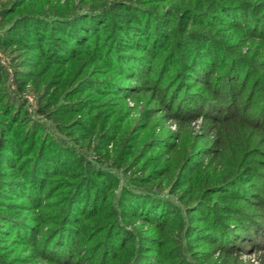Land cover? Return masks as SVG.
<instances>
[{
    "label": "trees",
    "instance_id": "obj_1",
    "mask_svg": "<svg viewBox=\"0 0 264 264\" xmlns=\"http://www.w3.org/2000/svg\"><path fill=\"white\" fill-rule=\"evenodd\" d=\"M160 1L150 0V5H145L142 0L105 1L101 7L92 5L84 14L76 8L54 9L44 0L40 7L18 13L5 34L23 48L32 50L33 57H41L45 61L43 68L47 66L46 70H57L50 79L34 82V88L40 98L39 113L54 118L61 131L63 123L56 116L68 108L75 110L76 104L78 109L82 108L80 104L87 109L92 108L84 114V119L75 118L76 127L90 125V136L98 130H106L124 116L123 104L118 101L128 85H123L124 80L135 91L143 88L134 82L136 79L153 90L160 71L154 68L157 62H161L157 60L162 59L165 64L162 70L165 72L168 70L166 63L169 66L177 64L179 70L176 72L181 70L179 74L182 73L186 84L184 98L189 103L186 102L185 109L191 114H203L206 120L212 122L209 126L217 134L208 146L188 137L177 149L176 156H183L181 161L178 157L170 159L165 168L171 192L180 200L184 212L169 197L150 195L137 187L125 186L121 194H115L118 183L111 173L99 169L56 136L53 137L40 122L34 121L29 133L34 136L41 133L43 140L36 146L38 157L31 181H22L19 177L8 179L0 171V264H11V252L2 244L14 240L19 246L23 244L30 249L36 258L51 264H179L174 262L175 258L183 246L190 255L185 245L186 241L190 244L194 237L199 243L213 239L214 243L210 244L213 249L219 242L220 246L231 245L218 251L222 258L229 256L227 253L235 250L237 245H243L244 238L251 237L249 223L245 226V236L231 234L224 237L225 231L214 229L217 222H210V217L207 219L203 215L208 212L211 215L216 207L222 209L223 202L234 203V198H245L248 203L253 200L264 210L261 191L264 171L252 167L253 163L262 165L264 160L261 157L264 151L255 149L254 145L258 138L264 137V70L254 55L237 54L229 47L237 38L248 40L261 37L264 40V0H168L165 8L160 7ZM215 10H220L222 15L213 13ZM213 30L219 33L220 39L213 36ZM3 37L5 35L0 37V41ZM115 48L118 49L115 57L119 61L116 64ZM129 49L137 51L128 52ZM33 57L26 56L23 65L32 64ZM220 69L227 75V96L231 94L236 98L228 102L229 110H225L223 102L215 100L212 106L207 101L211 99L206 94L220 93L212 83ZM33 76L35 73L30 70H16L13 77L18 91H23ZM5 77L6 73L0 66V86L4 84ZM55 81L60 88L53 89ZM191 87H196L197 91ZM105 89L117 95L107 96L109 93H105ZM166 106L170 104L167 102ZM25 108L24 98L14 96L5 87L0 88V116L13 119L19 112L18 119H21L11 123V129L3 133L5 121L0 117V125L3 126H0V156L10 162L13 155L18 154L15 135L18 132L25 135L27 131L23 127L28 119ZM182 111L179 106L176 118L185 123L187 114ZM20 121L23 122L18 127L19 131L14 126L20 125ZM89 132L81 133L88 135ZM156 140L160 142L159 137ZM190 144L191 149L188 150ZM228 147L231 155L226 154ZM188 151L194 155L183 160ZM200 152L210 158L203 162L193 160ZM55 173L60 175L59 179L53 177ZM243 180H247L246 186H254L257 190L244 188ZM63 188L68 191L63 193ZM70 190L71 194H68ZM92 192L99 198L94 197L90 204ZM237 192L240 197L235 194ZM5 195L11 199L6 201ZM216 195L220 201L215 198ZM17 196L24 199L12 201ZM58 197L61 200L57 199L60 203L53 213L44 215L40 211L42 204ZM61 204L63 207H58ZM97 204V211L90 209L88 212L89 206L94 208ZM35 207L39 211L27 219L10 214L12 208L29 213L34 212ZM74 211L86 218L100 214L92 223H81L79 220L76 225ZM203 220L209 227L201 225ZM138 221H141L140 225H136ZM102 232V238L95 241L97 245L84 244L88 235L93 238ZM46 233L43 242L42 236ZM181 233L185 237L184 243L176 239L179 235L181 237ZM52 240L54 245L51 246ZM154 240L158 242L154 243ZM98 245L101 248L100 257L95 252L99 249L96 248ZM86 249V252L92 253L78 259ZM184 264L199 263L191 261Z\"/></svg>",
    "mask_w": 264,
    "mask_h": 264
},
{
    "label": "rangeland",
    "instance_id": "obj_2",
    "mask_svg": "<svg viewBox=\"0 0 264 264\" xmlns=\"http://www.w3.org/2000/svg\"><path fill=\"white\" fill-rule=\"evenodd\" d=\"M105 1L111 0H45V3L46 5L50 4V7H53L54 9L76 8V11H80L82 13L84 12L85 14V11H88L92 5L98 4L101 7V4ZM142 1L146 3L145 5H150V0ZM231 1L234 0H230V2ZM43 2L44 0H0V37L5 35V37H3V39L0 41V66L3 69V72L6 73L5 82L4 84H2V86H0V88L5 87V89L14 96L18 98H24V103L26 105L25 110L28 114V119H26L27 121L25 120L23 126L27 129L25 135H20V132H18L17 136L15 135V139L17 141L16 151H18V154L13 155L12 162L8 161L7 158L4 159V157L0 156V171H2L3 177H7L8 179L19 177L18 179L26 182L31 181V179L33 178L32 171L35 168L34 166L37 162L38 157V148L36 146L37 144L40 145L42 143L43 135L40 133L39 135L34 136L33 133L31 134L29 132L32 127L31 122L38 121L45 127L46 131L50 132L53 137L56 136L60 142L65 143V145H67L69 148H73L75 152L80 153L85 159L89 160L92 164L99 167V169L111 173L114 180L118 183L116 189L114 190L115 194H121L125 186L137 187L138 189H143L144 191L149 192L150 195L169 197L177 205H179L182 208V212H184V207L181 205L180 200L175 194H172L171 192L172 190L168 178H166L168 174L165 168L166 166H168V163H170V159L178 157L179 161H181L183 156H176L178 155L177 149L186 142V139L188 137H191L193 140H198L200 145L204 144V146H208L216 139L217 134L215 130L212 131L211 126H209V124L211 125L212 122L209 119L206 120L203 114H191L188 109H185L186 107L184 105H186L187 101L184 98V88L186 84L184 83V79L181 76L182 73L179 74L181 70L179 72L177 71L178 74L176 72V70H179L178 65L175 64L173 66H169L168 63H166V68H168V70L167 72H165V70H162L163 65H165L164 62L162 61V59H158L157 61L161 62H157V64L154 65V68H158V70H162V72L158 71L156 75L157 83L155 84L157 86H154L155 88L153 90L147 88L145 82H141L140 84V82L136 79L134 82L138 83L140 85L139 87L143 88L141 89V91H135V88H130L129 82H127V80H124L123 85H128L122 93V97L118 98L120 99L118 101L123 104L121 105V108H124V116L123 118H118L114 122V124L106 128V130H98L96 134L90 136V125L83 124V127L81 128L76 127L77 121L75 120V118L83 117L84 119V116L86 115L85 113L87 111L90 112V110L92 109L91 107L87 109L86 106H81V104L80 107L82 108L78 109L76 108V104L74 108L75 110H73V108H68V110H62L60 114L56 116L63 123V131H61L57 128L54 118L39 113L38 108L40 104V98L36 93V86L34 83L37 82L38 79L42 80V82L50 79L53 75V72H57V70H46L47 66L43 68L45 61L41 60V57H33L34 52L32 50L23 48L20 44L15 43L12 37L9 38L10 35L8 37L6 36L7 34H5V32H7V29H10L12 27L18 13L30 10L31 8L34 9L35 7H40ZM168 3V0H161L160 7L165 8ZM213 13L218 16L222 15V12L220 10H215L213 11ZM212 34L218 39H220L221 37L220 35H218L219 33H215L214 30ZM231 43L232 44H229V47L232 52L237 54L254 55L253 57L256 60L260 61L259 65L261 69L264 70V40L261 37H256L255 39L248 40L244 38H237L236 40L233 39ZM117 51L118 49L114 50V57L116 56L115 54L117 53ZM135 51L137 50L129 49L128 52ZM26 56L33 57L32 64L23 65V59ZM203 58L206 59L205 57ZM114 63H119L117 57L114 58ZM18 69L30 70L31 72L35 73V76H33V78H29V82L25 86L23 91H18L16 80L13 77L14 72ZM254 73L255 72H253L252 75H254ZM172 74L175 77H173ZM54 83H56V85L55 88H53L54 86L52 87L53 89H58L61 87L57 84V81H55ZM188 83H191V81L188 80ZM212 83L220 93H213V95L206 94L211 99L210 101H207L212 106L213 103H215V100H217L218 102H223V107H225V110H229L227 105L230 102L235 101L236 98L231 94L229 95V97L227 96L228 80L227 75L225 74L223 69H220L214 75ZM191 88L193 90L196 89V87ZM230 89L231 86H229V90ZM108 90L109 89H105V93H109ZM102 91H104V89H102ZM203 91L205 92V90ZM108 95L114 96L117 94L116 92H111L107 94V96ZM213 96L215 98H213ZM162 98H164V101H162ZM167 102L170 104L169 107L166 106ZM253 104H255V101L253 102ZM2 105L3 104H1V106ZM179 106L183 108V111L181 113L187 114V120L185 123L181 121L179 122L178 118H176V113ZM205 109L208 110L209 108L206 107ZM0 117L5 121L4 127L0 125L1 127H3V133L11 129V123L16 122V120H21L20 118L18 119L19 112L13 119L4 118L3 115ZM22 122L23 121H20V125L16 124L14 126V129H18V127H21ZM80 131L84 133L89 132V134L82 135ZM100 131L102 132L100 133ZM158 137L160 138V142L157 143L156 139ZM33 141L36 144L35 147L32 146L34 145ZM254 145H256L255 149H262L264 151V137L258 138ZM190 147L191 144L187 149L189 150ZM255 149L254 151H257ZM187 153H189V151ZM202 153L203 152H200V154L195 156L193 160H196L197 162H203L210 158L209 156L204 157V154ZM226 154L231 155V150L229 149V147L227 148ZM193 155L194 154L190 152L188 155L186 154V156H184L183 160H185L187 156V158H190ZM261 157H264V155H262ZM262 163V165L253 163L252 167H254L255 170L264 171V160ZM120 165L123 166L120 167ZM176 171L177 170H175L173 174H175ZM53 177L59 179L60 175L56 174ZM139 179L140 181H138ZM246 181L247 180L242 181L243 187L249 191H252V189L255 187L246 186ZM260 182H262V180ZM48 185L49 183L46 184V188L49 187ZM54 187L57 186L54 185ZM94 187L95 185L93 186V188ZM71 190L68 194H71ZM255 190H257V188H255ZM64 191L66 192L68 191V189L64 190L63 188L62 192L64 193ZM261 191L264 195V186L262 187ZM4 192L12 193L6 190H4ZM235 194L237 195V197H240V193L237 192ZM11 195H15V193H12ZM90 196V204L94 197H96L97 200L99 198V195H95V192H92ZM8 198L11 199L9 195H5L4 199L6 201H8ZM215 198L220 201L218 195H216ZM20 199L24 198L22 196H17L16 198H12V201H19ZM57 199L61 200V198L58 197L50 198L49 200L45 201L44 204H42L40 211H43L44 215H51L56 205L60 203ZM85 201H87V199H85ZM233 202L234 203L231 202V204L230 202H223L225 204L222 209L216 207L211 215L208 212L206 213L207 216H203L207 219L208 217H210L208 219V221L210 222H217V225L216 227H214V229H219V231L221 232L225 231L226 234L223 235L224 237H228L231 234H234L236 236L241 234L245 236V231L247 230L245 226L246 223H249V225H251L252 227V231L250 233L251 237L244 238V241L242 242L243 245H237L235 250H231L230 253L228 252L227 254L229 256L224 258L221 257L222 255H219L218 251H220L221 249H225V246L231 247V245L221 244L220 246L219 242V244L216 243V245L214 246L215 248L213 249V247L210 246V244L214 243L213 239H206L207 243H199L196 240V237H194L191 239L190 244L186 241L187 245H185L188 247V252L190 255L185 252V247L183 246V250L181 249L182 254L179 253L174 262H179V264H184L185 262L190 263L191 261L199 264H264V210H262L258 206V202H254L253 200H249L248 203L246 202L245 198H234ZM36 207L34 212L32 210L29 213L22 210L19 211L16 208H12L10 214L19 215L20 218L27 219L32 213H36L39 211ZM58 207L63 206L61 204V206ZM97 208L98 204L94 208H91V206H89L88 212H90V209L93 210L92 212L97 211ZM99 209L101 210V208ZM73 213L74 216H76L75 219H77L76 225L78 224L79 220H81V223H92V220H94V218L98 214H100L99 212L98 214H94L93 217L86 218V216H84L82 213L78 214V211H74ZM140 222L141 221H138L136 225H140ZM206 223L207 221L203 220L201 222V225L209 227V224ZM157 235L159 236V234ZM46 236L47 233L43 234L42 237L44 238L41 237L43 239V242L45 241L44 239ZM102 236L103 232L99 235L94 236L93 238H91V235H88V237L85 239L84 244L97 245V242L95 241L100 240ZM184 238L185 237L181 233V237L179 235L176 239L184 243ZM172 240H174V242L176 241L175 239ZM224 240H226V238H224ZM156 242L158 241L154 240V243ZM22 245L19 246V244H17V240L2 244V247H4V249L11 252L10 255L13 259L11 264H51L45 259L36 258L32 253H30V249L25 248ZM50 245H54L53 240L51 241ZM96 248H99L95 251L96 255L100 257L101 248L99 247V245L96 246ZM87 250L88 249L82 251L78 259H84L85 256H89L92 253V251L86 252ZM186 258L189 259L190 262L186 260ZM216 260H218V262Z\"/></svg>",
    "mask_w": 264,
    "mask_h": 264
}]
</instances>
